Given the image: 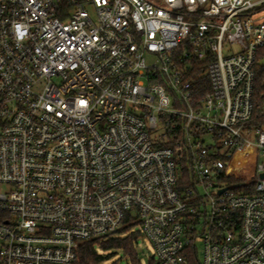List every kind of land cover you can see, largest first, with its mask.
Instances as JSON below:
<instances>
[{"label":"built area","instance_id":"1","mask_svg":"<svg viewBox=\"0 0 264 264\" xmlns=\"http://www.w3.org/2000/svg\"><path fill=\"white\" fill-rule=\"evenodd\" d=\"M262 46L264 0H0V264L128 225L152 264H264Z\"/></svg>","mask_w":264,"mask_h":264},{"label":"trees","instance_id":"2","mask_svg":"<svg viewBox=\"0 0 264 264\" xmlns=\"http://www.w3.org/2000/svg\"><path fill=\"white\" fill-rule=\"evenodd\" d=\"M256 81H255V112L253 124L257 126L264 125V46L260 47L256 56ZM207 78V76H204ZM206 81V88L209 84ZM230 174V180L233 182H243L248 178H253V164L241 160L235 163ZM132 225L123 227L120 231H127ZM138 233L121 237L111 236L108 238H97L83 241L80 245L79 259L71 264H101L107 258L115 254L117 250L123 249L125 254L130 257L131 264H140L139 255L135 248L134 241L137 239ZM194 264H198L197 261Z\"/></svg>","mask_w":264,"mask_h":264},{"label":"rangeland","instance_id":"3","mask_svg":"<svg viewBox=\"0 0 264 264\" xmlns=\"http://www.w3.org/2000/svg\"><path fill=\"white\" fill-rule=\"evenodd\" d=\"M132 232H137L138 237L134 241L135 248L139 255L140 264H152V255L154 254V249L151 242L139 231L138 225H133L127 231H120L116 235L121 237H126ZM202 250V245H200V251ZM111 257L107 258L101 264H131L130 257L125 254L123 249L115 251Z\"/></svg>","mask_w":264,"mask_h":264},{"label":"water","instance_id":"4","mask_svg":"<svg viewBox=\"0 0 264 264\" xmlns=\"http://www.w3.org/2000/svg\"><path fill=\"white\" fill-rule=\"evenodd\" d=\"M262 176H264V174H262Z\"/></svg>","mask_w":264,"mask_h":264}]
</instances>
